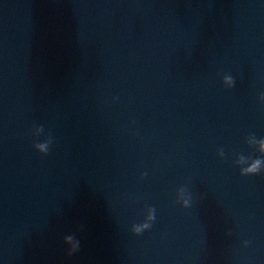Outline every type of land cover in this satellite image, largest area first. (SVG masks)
<instances>
[{
	"label": "water",
	"instance_id": "water-1",
	"mask_svg": "<svg viewBox=\"0 0 264 264\" xmlns=\"http://www.w3.org/2000/svg\"><path fill=\"white\" fill-rule=\"evenodd\" d=\"M261 94L264 0H0V264H264Z\"/></svg>",
	"mask_w": 264,
	"mask_h": 264
},
{
	"label": "clouds",
	"instance_id": "clouds-1",
	"mask_svg": "<svg viewBox=\"0 0 264 264\" xmlns=\"http://www.w3.org/2000/svg\"><path fill=\"white\" fill-rule=\"evenodd\" d=\"M224 82L226 84H228L230 88L234 85V79L231 76L226 77ZM260 99L261 100H264V94H261ZM43 130L44 129H43L42 126L36 127L35 130H34V132H33V135H37L40 132H42ZM48 137L49 138H48L47 142H45V143H34L33 144V147L35 148V150L39 151L41 154H44V155H46L48 153V146H49V144H52V142H53L51 135H48ZM256 144L258 145V151H259V153H261L262 156H264V139L257 140L256 141ZM243 161H244V158L241 157L240 158V162H243ZM262 163H264V159H262V158H255L249 167L244 168V169H241L240 174L241 175H256V174H259V173L262 172L261 171V164ZM184 206H185V208L191 206L188 200H185L184 201ZM154 213H155V208H152L151 209V214L147 218L149 221L154 220V218H155ZM149 228H151V224L150 223H144L141 226L136 227L135 228V232L140 233L144 229H149ZM66 239H67L68 242H71L72 241V237L71 236L67 237ZM248 243H249L248 241H244L243 242V244H244L245 247L248 246ZM77 247H78L77 244H73L72 251L73 252L76 251L77 250Z\"/></svg>",
	"mask_w": 264,
	"mask_h": 264
}]
</instances>
